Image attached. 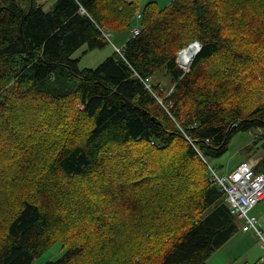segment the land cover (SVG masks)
I'll return each mask as SVG.
<instances>
[{"label": "trees", "instance_id": "obj_1", "mask_svg": "<svg viewBox=\"0 0 264 264\" xmlns=\"http://www.w3.org/2000/svg\"><path fill=\"white\" fill-rule=\"evenodd\" d=\"M138 6L0 0V264L56 240L44 264H206L239 231L204 159L254 131L264 161V0L147 1L121 55L79 68L73 53L130 31ZM160 72L165 97L145 86Z\"/></svg>", "mask_w": 264, "mask_h": 264}, {"label": "rangeland", "instance_id": "obj_2", "mask_svg": "<svg viewBox=\"0 0 264 264\" xmlns=\"http://www.w3.org/2000/svg\"><path fill=\"white\" fill-rule=\"evenodd\" d=\"M25 9L28 8L30 0H16ZM150 0H138V9H141L144 3ZM159 7L166 6L171 0H155ZM36 3L41 4L44 10L49 8L56 2V0H35ZM135 18V16H134ZM110 31V40L103 47L87 49L83 45L77 49L72 57L77 59L79 68H95L114 50L113 43L120 46L124 44L129 35V29L125 31H117L107 29ZM264 41V36L261 39ZM151 82L157 83L161 88L164 97L168 96L172 90L170 78L164 72L154 75L150 79ZM161 99V98H160ZM254 131H240L233 135L228 142L227 148L221 155L212 158L209 157V163L216 168L219 174H224L233 170L237 164L247 158L261 159L262 150L261 142L254 144ZM251 146V147H250ZM250 147V148H249ZM264 165L262 161L257 165L258 170H263ZM250 214L258 217V227L264 230V199L258 202L254 208L251 209ZM241 229L233 235L225 244L215 250V252L207 259L206 264H264L260 260V255H263V250L259 247L258 240L249 235L242 239L244 233ZM250 232V231H249ZM252 238V241L251 239ZM66 247L62 245L61 241L56 240L46 251L34 258L31 264H44L47 261L55 260L63 255Z\"/></svg>", "mask_w": 264, "mask_h": 264}, {"label": "built area", "instance_id": "obj_3", "mask_svg": "<svg viewBox=\"0 0 264 264\" xmlns=\"http://www.w3.org/2000/svg\"><path fill=\"white\" fill-rule=\"evenodd\" d=\"M136 24L130 28L131 37H134L140 33V20L142 19L141 9L135 11ZM104 37L110 40V31L107 29L102 30ZM191 45H196L193 56L186 61V64L182 63L181 53L185 48ZM114 50L118 54H122L124 51V44L120 46L113 43ZM184 49H181L176 54V63L183 70L184 73L188 72L190 64L196 55V53L201 48V43L197 40L190 42L186 45ZM150 79L145 81V86L150 88ZM152 94L156 96L154 91ZM157 100L162 103V101L156 97ZM261 131L258 130V133ZM205 164L208 168V175L210 180L219 188V190L224 194V198L228 204L229 211L234 215L240 222V229L245 232H252L263 250V255L260 260L264 263V230H261L257 223L258 217L250 214L251 209L262 199H264V167L263 170H256L257 165L261 162L260 159L248 158L238 164L230 172L219 174L207 160L204 159ZM264 165V161L262 162Z\"/></svg>", "mask_w": 264, "mask_h": 264}, {"label": "bare ground", "instance_id": "obj_4", "mask_svg": "<svg viewBox=\"0 0 264 264\" xmlns=\"http://www.w3.org/2000/svg\"><path fill=\"white\" fill-rule=\"evenodd\" d=\"M131 38V32L129 31V35H128V38L126 41H128L129 39ZM116 45V44H115ZM186 46H184L183 48L181 49H184ZM196 48V45H191L189 46L188 48H185L183 50V52L181 53V58H182V63L183 64H186V61L188 62V60H190V58L193 56L194 54V50ZM180 49V50H181ZM180 77V76H179ZM51 138V137H50ZM8 142V141H7Z\"/></svg>", "mask_w": 264, "mask_h": 264}, {"label": "crops", "instance_id": "obj_5", "mask_svg": "<svg viewBox=\"0 0 264 264\" xmlns=\"http://www.w3.org/2000/svg\"><path fill=\"white\" fill-rule=\"evenodd\" d=\"M249 158H250V157H249ZM247 159H248V158H247ZM257 159H259V158H257ZM243 161H244V160H243ZM241 162H242V161H241ZM241 162H240V163H241ZM240 163H239V164H240ZM237 165H238V164H237ZM237 165H236V166H237ZM254 207H255V206H254ZM254 207H253V208H254ZM239 230H240V229H239ZM261 230H263V229H261ZM236 233H237V232H236ZM236 233H235V234H236ZM244 233H248V234H244V235H242V236H241L242 239H245V238L248 237L249 235H251V237H255L251 232H244ZM235 234H234V235H235ZM249 239H251V241H252V238H249ZM258 243H259V242H258ZM259 247H260V245H259ZM260 248H261V247H260ZM259 258H261V255H260Z\"/></svg>", "mask_w": 264, "mask_h": 264}]
</instances>
